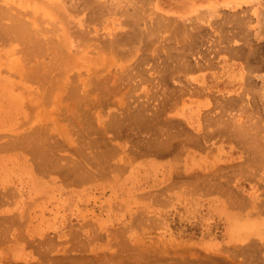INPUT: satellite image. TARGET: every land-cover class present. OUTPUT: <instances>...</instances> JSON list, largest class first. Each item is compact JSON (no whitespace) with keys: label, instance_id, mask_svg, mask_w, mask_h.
Returning <instances> with one entry per match:
<instances>
[{"label":"rangeland","instance_id":"1","mask_svg":"<svg viewBox=\"0 0 264 264\" xmlns=\"http://www.w3.org/2000/svg\"><path fill=\"white\" fill-rule=\"evenodd\" d=\"M124 1L0 0V264H264V160L243 150L264 106L238 82L264 74L258 7L181 23ZM234 213L261 237H226Z\"/></svg>","mask_w":264,"mask_h":264},{"label":"bare ground","instance_id":"2","mask_svg":"<svg viewBox=\"0 0 264 264\" xmlns=\"http://www.w3.org/2000/svg\"><path fill=\"white\" fill-rule=\"evenodd\" d=\"M2 1V0H1ZM32 1V0H31ZM127 0H125L124 2H126ZM131 1V0H130ZM199 1H204V0H156V8H157V10L158 11H161V12H165V13H168L167 15H172V16H175V18H172V20L173 21H176V20H179V21H181V23H186L188 20H189V17H187L188 15H190V14H192V11L193 10H197V8L200 6L199 4H198V2ZM263 1V2H262ZM96 2V1H95ZM100 2V1H99ZM116 2H118V1H116ZM205 4H204V6H205V10L202 8V10H204L203 12L204 13H206V14H209V17L210 16H212L211 14H214V13H217L216 11H217V9L219 8V7H222V8H225V9H227V10H240V8L243 6V5H250L251 3H255L256 4V6L258 7L257 8V10H256V19H257V30H255L254 32H253V34H252V36L254 37V39L256 40V41H258V42H260V41H264V0H205ZM128 3V2H127ZM40 4H42V3H40ZM129 4V3H128ZM56 5V4H55ZM131 5V4H130ZM141 5V4H140ZM44 6V5H43ZM59 6V5H58ZM62 6V5H61ZM110 6V5H109ZM127 6V5H126ZM12 7V6H11ZM45 7V6H44ZM52 7V6H51ZM57 7V6H56ZM63 7V6H62ZM121 7V6H120ZM141 7V6H140ZM13 8V7H12ZM15 8V7H14ZM46 8V7H45ZM43 9V8H42ZM48 9V8H47ZM140 9V8H139ZM9 10H11V9H9ZM17 10V9H16ZM15 10V11H16ZM49 10H51V9H49ZM199 10V9H198ZM2 11V10H1ZM1 11H0V13H1ZM35 11V10H34ZM39 11V10H38ZM245 11V10H244ZM251 11V10H250ZM259 11V12H258ZM10 12V11H9ZM240 12V11H239ZM3 13V12H2ZM7 13V12H6ZM11 13V12H10ZM21 13V12H20ZM19 13V15H21ZM53 13V12H52ZM240 13H242V12H240ZM240 13H238V14H240ZM18 14V13H17ZM57 14V13H56ZM231 14V13H230ZM229 14V15H230ZM234 14V13H233ZM5 16H6V14H4ZM66 15V14H65ZM216 15V14H215ZM227 15V14H226ZM247 15V14H246ZM3 16V15H2ZM12 16H13V14H12ZM15 16H16V14H15ZM14 16V17H15ZM24 16H26V15H24ZM23 16V17H24ZM148 16V15H147ZM214 16V15H213ZM235 16H237V15H235ZM240 16V15H239ZM238 16V17H239ZM242 16H243V14H242ZM8 17H9V15H8ZM10 17H11V15H10ZM20 16H18L17 18H19ZM150 17V16H149ZM166 17V16H165ZM227 17V16H226ZM244 17V16H243ZM2 18H4V17H2ZM13 18V17H12ZM20 18H22V16L20 17ZM167 18H169V16L167 17ZM235 18V17H234ZM233 18V19H234ZM8 19H10V18H7V19H5V20H8ZM14 19V18H13ZM12 19V20H13ZM224 19H226V18H224ZM236 19V18H235ZM234 19V20H235ZM4 20V21H5ZM18 20H20V19H18ZM17 20V21H18ZM24 20V19H23ZM10 21H11V19H10ZM39 21V20H38ZM60 21V20H59ZM208 21V20H207ZM19 22V21H18ZM22 22V21H21ZM27 22V21H26ZM44 22V21H43ZM238 22L242 25V23H241V19L240 18H238ZM6 23V22H5ZM20 23V22H19ZM48 23V22H47ZM1 25H2V23H0ZM8 24H10V22L8 23ZM7 24V25H8ZM11 24H13V22H11ZM16 24V23H15ZM61 24V23H60ZM244 24H246V23H244ZM6 25V24H5ZM7 25H6V27H7ZM25 24L24 23H22V25L21 24H17V25H12V27H11V25H10V27H7V29H5V28H3L4 30H3V32L2 33H4V31H10V33L12 32V31H14V32H17L18 31V33L20 32V34H22L23 36L22 37H24V32L26 31V27H27V25H26V27L24 26ZM41 25V24H40ZM49 25V24H48ZM52 25V24H51ZM62 25V24H61ZM121 26V25H120ZM28 28V27H27ZM145 28V27H144ZM188 28V27H187ZM190 28V27H189ZM245 28H247V27H245ZM29 29V28H28ZM28 29H27V31H28ZM44 29V28H43ZM80 29V28H79ZM185 29V28H184ZM47 30V29H46ZM83 30V29H82ZM2 31V30H1ZM52 31V30H51ZM246 30H244V32H245ZM29 32H30V30H29ZM40 32V31H39ZM261 32H263V33H261ZM9 33V34H10ZM17 34V33H16ZM36 34V33H35ZM49 34V33H48ZM246 34V33H245ZM244 34V35H245ZM1 35V34H0ZM19 35V34H18ZM52 35V34H51ZM2 36V35H1ZM7 36H8V34H7ZM11 36V35H10ZM21 36V35H20ZM54 36V35H53ZM56 36V35H55ZM9 37V36H8ZM35 37V36H34ZM20 38V37H19ZM24 38H26V37H24ZM29 38V37H28ZM52 38H54V37H52ZM245 38V37H244ZM10 39V38H9ZM13 40H14V37L12 38ZM15 39H16V37H15ZM30 39V38H29ZM12 40V41H13ZM24 40V39H23ZM52 40V39H51ZM15 42H17L16 40H14ZM74 41V40H73ZM254 42V41H253ZM252 42V43H253ZM26 43V42H25ZM30 43V42H29ZM28 43V44H29ZM10 44V43H9ZM8 44V45H9ZM27 44V45H28ZM34 44V43H33ZM162 44V43H161ZM244 44L247 46V49H249V42L248 41H245L244 42ZM255 44V43H254ZM19 45V44H18ZM53 45V44H52ZM88 45V44H87ZM243 45V44H242ZM241 45V46H242ZM4 46V45H3ZM20 46V45H19ZM234 46H236V48H233L234 50H232V51H234V54H238V53H241L242 54V52H241V50H240V48H242V47H239L240 45H234ZM1 47V46H0ZM5 47H7V46H5ZM59 48V47H58ZM93 48V47H92ZM223 48V47H222ZM60 49V48H59ZM75 49H77V48H75ZM81 49V48H80ZM230 49V48H229ZM51 50V49H50ZM53 50V49H52ZM138 50V49H137ZM76 51H78V50H76ZM81 51V50H80ZM96 51V50H95ZM243 51V50H242ZM19 52V51H18ZM66 52V51H65ZM82 52V51H81ZM98 52V51H97ZM99 52H101V51H99ZM135 52H137V51H135ZM231 52V51H230ZM23 53V52H22ZM78 53V52H77ZM228 53H229V51H228ZM232 53L233 52H231V55H232ZM21 54V53H20ZM79 54V53H78ZM97 54H99V53H97ZM68 55V54H67ZM74 55V54H73ZM95 55V54H94ZM135 55V54H134ZM21 56V55H20ZM53 56V55H52ZM56 56V55H55ZM63 56V55H62ZM78 56V55H77ZM102 56V55H101ZM236 56V55H235ZM240 56V55H239ZM25 57V56H24ZM43 57V56H42ZM57 57V56H56ZM55 57V58H56ZM59 57V56H58ZM57 57V58H58ZM69 57V56H68ZM80 57V56H79ZM233 57V56H232ZM61 58V57H60ZM65 58V57H64ZM102 58V57H101ZM107 58V57H106ZM252 58H254L253 57V49H249L248 50V52L246 53V56L244 57V60H245V62L246 63H250V60L252 59ZM21 59V58H20ZM34 59V58H33ZM233 59V58H232ZM55 60V59H54ZM64 60V59H63ZM99 60V59H98ZM69 61V60H68ZM79 61V60H78ZM38 62V61H37ZM54 62V61H53ZM56 62V61H55ZM58 62V61H57ZM56 62V63H57ZM61 62V61H60ZM59 62V63H60ZM64 62H65V60H64ZM41 62H39V64H40ZM55 63V64H56ZM70 63V62H69ZM68 63V64H69ZM78 63V62H77ZM76 63V64H77ZM55 64H53V65H55ZM61 64V63H60ZM73 64V63H72ZM101 64V63H100ZM173 64V63H172ZM198 64V63H197ZM244 64V63H243ZM6 65V64H5ZM49 66V65H48ZM65 66V65H64ZM63 66V67H64ZM70 66V65H69ZM88 66V65H87ZM102 66V65H101ZM200 66V65H199ZM4 67V66H3ZM42 67H44V66H42ZM50 67H53V66H50ZM58 67V66H57ZM112 67V66H111ZM257 67H259V65L258 66H253V65H251V64H246V69L245 70H247L246 72V75L244 74V76H242L243 74H242V70L240 71V73H238V75H239V79H238V82L239 83H241V80H245V82H249V80L251 79V80H253V79H259L260 80V85L257 87V89H258V95L260 96V100L262 101V104H263V106H264V74L262 75V76H259V75H256L255 73L254 74H252L251 75V73H249V71H252V70H254L255 71V69L257 68ZM28 68V67H27ZM45 68H46V66H45ZM54 68V67H53ZM52 68V69H53ZM74 68V67H73ZM77 68V67H76ZM87 68V67H86ZM86 68H85V70H86ZM3 69V68H2ZM12 69V68H11ZM50 69V68H49ZM68 69V68H67ZM88 69V68H87ZM115 69V68H114ZM29 70V69H28ZM59 70H61V68L59 69ZM66 70V69H65ZM177 70V69H176ZM257 70V69H256ZM49 71V70H48ZM58 71V70H57ZM26 73V72H25ZM45 73V72H44ZM53 73V72H52ZM60 73V72H59ZM37 74V73H36ZM46 74V73H45ZM49 74V73H48ZM80 74V73H79ZM88 74V73H87ZM34 76V75H33ZM41 76V75H40ZM65 76V75H64ZM91 76V75H90ZM94 76V75H93ZM116 76V75H115ZM78 77V76H77ZM80 77H82V76H80ZM243 77V78H242ZM18 78V77H17ZM54 79V78H53ZM66 79H67V77H66ZM77 79V78H76ZM16 80V79H15ZM62 80V79H61ZM50 81V80H49ZM199 81V80H198ZM64 82V81H63ZM112 82V81H111ZM202 82H203V79H202ZM244 81H242V83H243ZM244 82V83H245ZM247 82V83H248ZM256 82V81H255ZM62 83V82H61ZM243 83V84H244ZM30 84V83H29ZM59 84V83H58ZM122 84V83H121ZM254 84V83H253ZM256 84V83H255ZM83 85V84H82ZM182 85V84H181ZM252 85V84H251ZM250 85V86H251ZM243 86V85H242ZM121 87V86H120ZM242 90H243V87H242ZM80 91V90H79ZM244 91V90H243ZM247 91V90H246ZM35 92V91H34ZM44 92V91H43ZM86 92V91H85ZM242 92V91H241ZM82 94V93H81ZM37 95V94H36ZM41 96V95H40ZM236 96H239V95H236ZM122 97V96H121ZM232 97V96H231ZM35 98H36V96H35ZM228 98H230L229 96H228ZM50 100V99H49ZM234 100H235V98H234ZM32 101V100H31ZM238 101H240V100H238ZM242 101V100H241ZM247 101V100H246ZM223 102V101H222ZM229 103H231L230 101H229ZM233 103V102H232ZM246 103V102H245ZM247 104V103H246ZM29 105V104H28ZM27 106V105H26ZM28 107V106H27ZM86 107V106H85ZM187 107V106H186ZM36 108V107H35ZM45 108V107H44ZM249 108V107H248ZM28 109H30V108H28ZM46 109V108H45ZM251 109V108H250ZM252 110V109H251ZM189 112L191 111V110H188ZM198 111V112H197ZM244 111V110H243ZM177 113V112H176ZM183 113H184V111L180 114V116L184 119V117H183ZM198 113H199V109L198 108H194V109H192V115L191 114H189L188 115V118H192V124H194L193 126L195 127V123H197V121H198ZM31 114V113H30ZM52 114V113H51ZM166 116V115H165ZM257 116V115H256ZM31 117V116H30ZM29 117V118H30ZM187 117V116H186ZM235 117H236V115H235ZM258 117V116H257ZM32 118V117H31ZM164 118V117H163ZM232 119V118H231ZM184 121H186V123H187V120H184ZM233 121V120H232ZM231 121V122H232ZM28 122V121H27ZM224 122V121H223ZM234 122V121H233ZM247 122H249L248 120H247ZM188 124V123H187ZM235 124V123H234ZM189 125V124H188ZM249 125H250V123H249ZM232 126V125H231ZM234 127H232V129L230 130L231 131V134H233L234 136V139H236L237 140V142H240L239 140V136H241V133H242V131H243V128H241L238 124H236V125H233ZM219 127V126H218ZM132 128V127H131ZM205 128V127H204ZM253 131V130H252ZM208 133V132H207ZM144 134V133H143ZM245 135H246V133H245ZM256 135V134H255ZM255 135L254 134H251V133H249V136L248 137H251V141L252 142H247V143H249V145L248 144H245L246 146L243 148V150H246L245 152H247V155H248V157L247 158H249V159H251V160H258V159H260V160H264V145H262V146H258L257 144H253V141H255L257 138L255 137ZM195 136V135H194ZM199 137V136H198ZM225 137V136H224ZM264 137V136H263ZM192 138V137H191ZM204 138V137H203ZM263 139V138H262ZM257 142H259L258 140H256ZM260 142H262L261 140H260ZM241 143H244V142H241ZM264 143V142H263ZM239 144V143H238ZM262 144V143H261ZM260 144V145H261ZM244 146V145H243ZM263 166H264V164H263ZM239 171V170H238ZM246 173V172H245ZM248 173V172H247ZM250 174V173H249ZM248 174V175H249ZM213 175V174H212ZM239 175V174H238ZM247 175V176H248ZM252 175V174H251ZM245 177V176H244ZM250 177V176H249ZM244 179V178H243ZM246 180V179H245ZM227 181V180H226ZM195 185H197V184H195ZM204 185H206V184H204ZM264 185V184H263ZM197 187V186H196ZM231 187V186H230ZM195 188V187H194ZM199 188V187H198ZM231 189H232V187H231ZM196 190V189H195ZM235 190V189H234ZM202 191V190H201ZM209 191V190H208ZM233 191V190H232ZM210 192V191H209ZM217 192V191H216ZM195 193V192H194ZM237 193L239 194V195H241V191L240 190H237ZM231 195V194H230ZM238 195V196H239ZM242 196H240V198H241ZM243 197H244V195H243ZM235 202H237V200L235 201ZM261 204H262V202H261ZM230 205V204H229ZM261 206V205H260ZM264 206V205H263ZM259 207V206H258ZM227 219H228V224L227 225H225V227H224V230H225V236L226 237H228V238H235V239H240L241 238V241H243V240H248L249 239V236L250 235H256V236H258V237H261V227L263 226V220H259L257 217H255V218H253V220H247V221H243V219H241L240 218V216H238L236 213H234V214H231V216L229 217V215H228V217H227ZM2 238H4V237H2ZM195 244L196 245H198V246H201V247H204L205 249H207V245L208 244H210L209 242H207V244H205V242H204V240L203 239H199V240H197V241H195Z\"/></svg>","mask_w":264,"mask_h":264}]
</instances>
